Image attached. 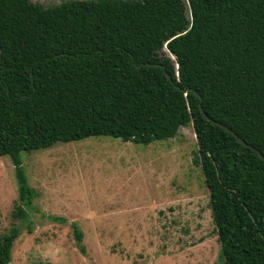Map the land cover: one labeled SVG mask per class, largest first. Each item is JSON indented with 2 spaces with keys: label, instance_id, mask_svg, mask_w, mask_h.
Here are the masks:
<instances>
[{
  "label": "trees",
  "instance_id": "1",
  "mask_svg": "<svg viewBox=\"0 0 264 264\" xmlns=\"http://www.w3.org/2000/svg\"><path fill=\"white\" fill-rule=\"evenodd\" d=\"M215 121L264 154V0H0V155L19 190L0 264H14L37 196L23 152L91 136L149 145L186 126L220 258L264 264V159Z\"/></svg>",
  "mask_w": 264,
  "mask_h": 264
},
{
  "label": "rangeland",
  "instance_id": "2",
  "mask_svg": "<svg viewBox=\"0 0 264 264\" xmlns=\"http://www.w3.org/2000/svg\"><path fill=\"white\" fill-rule=\"evenodd\" d=\"M198 149L186 126L149 145L91 136L23 152L37 196L19 225L13 263L224 264ZM18 200L14 165L0 155V233L15 223Z\"/></svg>",
  "mask_w": 264,
  "mask_h": 264
},
{
  "label": "water",
  "instance_id": "3",
  "mask_svg": "<svg viewBox=\"0 0 264 264\" xmlns=\"http://www.w3.org/2000/svg\"><path fill=\"white\" fill-rule=\"evenodd\" d=\"M200 108L204 114V116L206 117V119H211L203 110L202 106L200 105ZM218 125H220L221 127L225 128L227 131L231 132L236 138L237 140L242 143L243 145L247 146V147H252L249 143H247L243 138H241L235 131H233L231 128L227 127L226 125H224L223 123H220L218 121H215ZM256 152L259 153V155L264 159V154L260 152L259 149L252 147Z\"/></svg>",
  "mask_w": 264,
  "mask_h": 264
}]
</instances>
